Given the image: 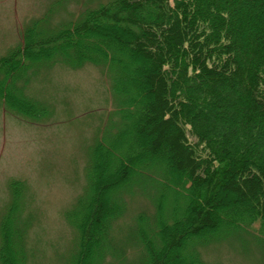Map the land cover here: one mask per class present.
I'll list each match as a JSON object with an SVG mask.
<instances>
[{"label":"trees","instance_id":"trees-1","mask_svg":"<svg viewBox=\"0 0 264 264\" xmlns=\"http://www.w3.org/2000/svg\"><path fill=\"white\" fill-rule=\"evenodd\" d=\"M47 18L0 57L4 107L46 116L26 86L54 63L99 67L115 102L90 147L86 196L68 212L73 264H207L203 246L241 232L264 259V0H109L50 32ZM15 184L1 264L27 257ZM133 187L148 209L130 215Z\"/></svg>","mask_w":264,"mask_h":264},{"label":"rangeland","instance_id":"rangeland-1","mask_svg":"<svg viewBox=\"0 0 264 264\" xmlns=\"http://www.w3.org/2000/svg\"><path fill=\"white\" fill-rule=\"evenodd\" d=\"M108 1L0 0V57L19 44L23 29L45 14L43 28L55 31L76 21L85 9ZM30 77L26 93L44 102L49 113L32 122L7 110L0 100V222L16 182L19 217L26 222L25 264H73L78 238L68 212L86 196L90 147L115 102L108 76L93 64L72 69L54 63ZM133 188L130 215L148 209L142 190ZM127 219L128 214L121 220ZM132 224L131 219L122 222V236L116 239L125 240ZM230 236L203 246L205 263L264 264L251 233ZM135 251L128 249V259L136 258Z\"/></svg>","mask_w":264,"mask_h":264}]
</instances>
